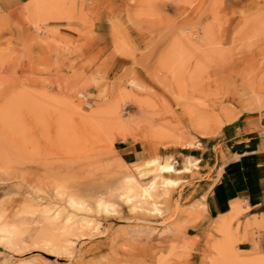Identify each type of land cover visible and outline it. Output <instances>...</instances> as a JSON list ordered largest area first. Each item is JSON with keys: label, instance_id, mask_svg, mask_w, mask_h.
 <instances>
[{"label": "rangeland", "instance_id": "obj_1", "mask_svg": "<svg viewBox=\"0 0 264 264\" xmlns=\"http://www.w3.org/2000/svg\"><path fill=\"white\" fill-rule=\"evenodd\" d=\"M8 1L0 218L14 236L0 234V264H264L255 243L239 250L235 217L205 229L204 196L186 192L211 166L207 142L264 108V0ZM188 158L159 212L118 198L125 176L146 186L150 162Z\"/></svg>", "mask_w": 264, "mask_h": 264}, {"label": "crops", "instance_id": "obj_2", "mask_svg": "<svg viewBox=\"0 0 264 264\" xmlns=\"http://www.w3.org/2000/svg\"><path fill=\"white\" fill-rule=\"evenodd\" d=\"M2 1L0 10L12 6L11 1ZM102 39L98 32L86 34L80 46L92 54L102 45ZM206 157L211 166L202 172L196 189L186 191L204 196L205 229L218 221L229 225L228 220L235 217L232 227H237L236 235L244 238L239 250L250 251L255 243L264 255V108L242 113L225 124L218 139L207 142Z\"/></svg>", "mask_w": 264, "mask_h": 264}, {"label": "bare ground", "instance_id": "obj_3", "mask_svg": "<svg viewBox=\"0 0 264 264\" xmlns=\"http://www.w3.org/2000/svg\"><path fill=\"white\" fill-rule=\"evenodd\" d=\"M190 159L191 158H188L185 160V165L181 169L175 168V165L169 163L168 161L165 163H159L157 160L150 162L151 167H153L149 170L150 174H152L153 176L152 181L148 185L142 186L137 182L136 178L133 175L125 176V179L118 191L119 192L118 198L124 204L128 205L131 211H135L136 209L137 210L141 209L145 205H150L152 206V212L153 211L159 212L155 198L157 199L160 197L162 198L161 196L162 194H165L166 192L168 193V190H165L164 192H160L159 188L163 186L168 189V188L177 186L178 181L173 179L174 176H182V175L188 174L192 171L193 167L197 168L198 161L197 160L191 161ZM82 200L83 199H81L80 201ZM80 201L75 199L74 197L70 198L69 206L71 208H77V209L82 208L84 204ZM58 217L59 215L57 214L56 217L52 219V221L56 220ZM70 220H71V216L67 218L66 222L68 223ZM55 224L56 223L54 222L53 225ZM226 225H227V222H224L223 227ZM66 227L67 226H65L64 228ZM11 229H12L11 225L5 219H2L1 217L0 218V234L3 239L14 236L11 232Z\"/></svg>", "mask_w": 264, "mask_h": 264}]
</instances>
